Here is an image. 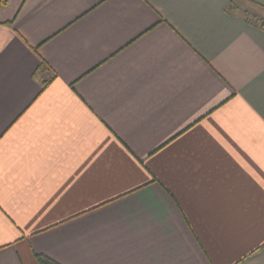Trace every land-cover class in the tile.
<instances>
[{"label":"crops","instance_id":"obj_1","mask_svg":"<svg viewBox=\"0 0 264 264\" xmlns=\"http://www.w3.org/2000/svg\"><path fill=\"white\" fill-rule=\"evenodd\" d=\"M257 2L0 0V264H264Z\"/></svg>","mask_w":264,"mask_h":264},{"label":"trees","instance_id":"obj_2","mask_svg":"<svg viewBox=\"0 0 264 264\" xmlns=\"http://www.w3.org/2000/svg\"><path fill=\"white\" fill-rule=\"evenodd\" d=\"M231 8H233V5L231 6ZM256 23L258 22L260 24V26H262V28H264V19L262 18H255ZM48 82H44L43 84V88H45L47 86ZM35 257L37 259V261L40 264H60L59 262H57L56 260H54L53 258L49 257L48 255L44 254V253H40V252H34Z\"/></svg>","mask_w":264,"mask_h":264},{"label":"rangeland","instance_id":"obj_3","mask_svg":"<svg viewBox=\"0 0 264 264\" xmlns=\"http://www.w3.org/2000/svg\"><path fill=\"white\" fill-rule=\"evenodd\" d=\"M255 1H259L260 4H258V2L256 4H252L255 8H260V6H264V0H255ZM262 3V5H261ZM247 15V14H246ZM249 18L254 20L255 18H257L256 16L252 15V14H248ZM256 22V20H254ZM258 23V22H257Z\"/></svg>","mask_w":264,"mask_h":264}]
</instances>
